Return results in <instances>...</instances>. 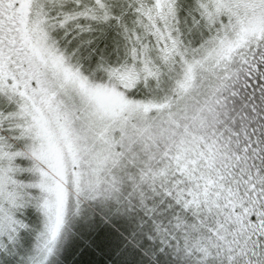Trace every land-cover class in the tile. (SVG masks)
<instances>
[{"label":"snow or ice","instance_id":"obj_1","mask_svg":"<svg viewBox=\"0 0 264 264\" xmlns=\"http://www.w3.org/2000/svg\"><path fill=\"white\" fill-rule=\"evenodd\" d=\"M0 264H264V0H0Z\"/></svg>","mask_w":264,"mask_h":264}]
</instances>
